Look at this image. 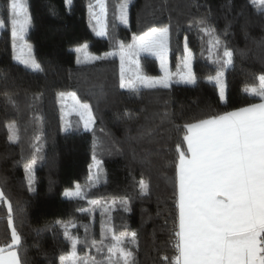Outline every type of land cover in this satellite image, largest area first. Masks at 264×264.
I'll return each instance as SVG.
<instances>
[{"label": "trees", "instance_id": "16d2710c", "mask_svg": "<svg viewBox=\"0 0 264 264\" xmlns=\"http://www.w3.org/2000/svg\"><path fill=\"white\" fill-rule=\"evenodd\" d=\"M8 2L0 0V18L5 21L0 27V190L13 206L22 264H59V256L70 250L63 229L69 222L75 225L69 226L70 234L81 240V257L100 259L107 253L106 248L101 254L91 247L92 239H101L104 224L116 234H138V247L125 244L135 251L137 264H169L175 255L170 240L172 193L182 126L260 101L245 87L258 84L255 78L264 73V14L250 0H130L129 22L124 25L116 19L120 0H104L108 35L97 37L89 12V4L99 11L95 0H25L31 15L27 38L41 65L40 71H33L13 59ZM201 19L215 30L222 42L219 48L200 31ZM169 24L171 67L182 59L187 37L194 85L172 82L168 89H142L137 94L120 88L118 56L77 63L73 48L84 42L95 53L110 52L116 50V41L127 44L135 34ZM225 46L233 53V64L224 69L221 101L208 77L215 75L214 61L223 56ZM140 67L147 75L161 73L154 56L141 54ZM59 92L75 93L91 105V130L84 129L76 113L63 118ZM9 124L15 125V141L9 139ZM63 126L69 130L62 131ZM62 149L57 188L50 190L49 175L37 172ZM33 159L31 173L26 172ZM141 179L149 185L147 196L140 195ZM76 184L85 198L64 197L63 192ZM122 199L128 200L129 212L123 211ZM104 205H111V219ZM7 217L0 203V243L10 241ZM165 256L169 261L162 259Z\"/></svg>", "mask_w": 264, "mask_h": 264}, {"label": "snow or ice", "instance_id": "6c2138e0", "mask_svg": "<svg viewBox=\"0 0 264 264\" xmlns=\"http://www.w3.org/2000/svg\"><path fill=\"white\" fill-rule=\"evenodd\" d=\"M71 3V0H66ZM99 11L89 4V12L96 24L93 31L97 37L108 35L105 21L104 0H95ZM130 0H120L116 19L127 25L128 4ZM264 14V0H250ZM10 36L12 40L13 59L25 67L40 71L41 65L31 55L32 46L25 40L31 26V15L25 0H9ZM198 24L200 31L211 37L210 43L219 48L221 41L214 35V29L207 27L206 19ZM5 21L0 19V27ZM171 44V27H150L140 35H133L131 43L116 41L114 51L103 56H88L89 61L107 60L119 57L120 88L132 93L140 90L168 89L172 82L194 85L197 77L192 69L193 53L185 37L183 49V71L173 81L167 71V54ZM88 44L78 46L75 51L85 52ZM154 56L160 63L162 76L152 77L140 71V56ZM233 53L224 47L223 56L214 61L217 64L215 76H209V82L215 81L219 88L221 101L225 99L223 86L224 69L233 64ZM77 63H81L78 59ZM126 65L132 69L126 79ZM258 84L245 88V92L259 97L260 102L250 103L222 114L206 116L183 124L182 141H178L175 152L174 190L172 193L175 215L171 219L170 240L173 242L175 255L169 264H264V73L255 78ZM58 97L70 96L74 101L73 108L83 122L86 131L91 130L95 116L91 105L82 102L75 93L59 92ZM70 126H63L67 132ZM9 139H17L14 124L8 125ZM39 151V149H37ZM35 159L25 166L31 173ZM99 181V175L92 181L93 186ZM32 178H29V191H33ZM141 196L150 194L149 185L139 181ZM64 197L84 199L80 185L74 190L66 189ZM0 203L8 211L7 228L10 230V241L0 243V264H22L18 253L21 237L14 227L13 206L4 191L0 190ZM92 205H99L97 200H89ZM124 212H129L128 200L120 201ZM111 205H104L109 214ZM86 211V210H82ZM57 223H60L59 221ZM167 223V221H166ZM69 226L63 224L64 236L70 242V250L59 256V264H137L134 250L125 244L137 246V233L124 231L116 234L112 227L102 224L101 239L91 240V247L103 254L100 259L81 257L77 245L80 238L69 232ZM87 228L83 240L88 244ZM107 241V243H106Z\"/></svg>", "mask_w": 264, "mask_h": 264}, {"label": "rangeland", "instance_id": "374dc122", "mask_svg": "<svg viewBox=\"0 0 264 264\" xmlns=\"http://www.w3.org/2000/svg\"><path fill=\"white\" fill-rule=\"evenodd\" d=\"M1 19V18H0ZM96 24V21L95 19L92 18L91 16V19H90V28L92 29L93 31V26H95ZM128 25V24H127ZM11 27V26H10ZM30 29V27H29ZM29 32V30H28ZM28 32L26 33V36H25V40L28 44H30L32 46V43L28 40L27 38V35H28ZM94 33V31H93ZM95 34V33H94ZM137 35V34H135ZM140 35V34H138ZM133 37V36H132ZM132 41V39H131ZM128 42V43H131ZM87 44V42H84L82 44ZM80 44V45H82ZM78 45V46H80ZM78 46L74 47L73 49L75 50ZM13 50V49H12ZM76 52V51H75ZM192 52V51H191ZM77 53V56H78V59L80 61H83V62H91L87 59L88 56H103L104 53L106 52H102V53H95L93 51H91L89 48L85 51V52H76ZM31 55L34 57V53H33V46H32V51H31ZM35 58V57H34ZM119 58V57H118ZM183 59V57H182ZM182 59L179 60V62L176 63V65L172 68L171 67V64H170V61H169V51H168V54H167V63H166V68H167V71L172 75V78H173V81L177 80L179 78V73L181 71H183V64H182ZM16 61V60H15ZM92 61H95V60H92ZM120 61V60H119ZM18 62V61H17ZM38 62V61H37ZM159 62V61H158ZM23 65V64H22ZM24 66V65H23ZM159 67H160V63H159ZM192 69H193V62H192ZM132 69H130L127 65H126V79H125V83L127 84L128 82V74L131 73ZM140 71L145 74L142 70H141V67H140ZM147 75V74H146ZM163 73L161 72L160 74L158 75H148V76H152V77H159V76H162ZM215 76V75H213ZM212 82L215 83V81L213 80ZM176 83V82H175ZM216 84V83H215ZM223 86H224V91H225V84H224V81H223ZM250 86H253V85H250ZM250 86H247V87H250ZM245 87V88H247ZM127 88V87H126ZM218 88V87H217ZM218 92H219V88H218ZM65 93H72V92H65ZM61 99V108H62V116L63 118H66L69 114L71 113H76V111L74 110L73 108V104H74V101L71 99L70 96H65L64 98H60ZM79 99V98H78ZM225 100V99H224ZM223 100V101H224ZM83 102V101H82ZM78 138H81V135L78 136ZM63 149L60 150V151H56V153L44 164L43 168L40 169L38 172H37V175L38 176H41L42 174L44 173H47L50 177V182H49V189L50 190H54L57 188V172H58V159L62 153ZM75 189V188H74ZM74 189H70V190H74ZM64 193V192H63Z\"/></svg>", "mask_w": 264, "mask_h": 264}, {"label": "crops", "instance_id": "0c3cea01", "mask_svg": "<svg viewBox=\"0 0 264 264\" xmlns=\"http://www.w3.org/2000/svg\"><path fill=\"white\" fill-rule=\"evenodd\" d=\"M260 102V101H259ZM256 103H258V102H256Z\"/></svg>", "mask_w": 264, "mask_h": 264}]
</instances>
